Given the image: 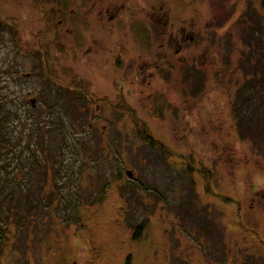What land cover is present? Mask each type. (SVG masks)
I'll use <instances>...</instances> for the list:
<instances>
[{"label": "rangeland", "instance_id": "374dc122", "mask_svg": "<svg viewBox=\"0 0 264 264\" xmlns=\"http://www.w3.org/2000/svg\"><path fill=\"white\" fill-rule=\"evenodd\" d=\"M164 1L154 2L159 8ZM184 1L194 2L170 0V5L179 2L181 8L185 9ZM251 1L248 0V4ZM244 2L245 0H201L202 9L218 15L221 20L217 28L206 33L211 54L218 64L214 67L207 62L201 72L202 82H195L188 77L189 72H194L188 65H176L184 81H170L174 84V91L176 93L178 89L183 90L187 103L195 105L193 110H187L184 118H181L182 113H179V118H171V126L167 124L166 117L162 116L165 111L154 108L155 98L151 112L137 110V103L131 95L124 96L127 110L121 108L119 90L113 86L112 77L106 74L112 71L107 70L106 64H103L105 54H102V50L110 47V44L103 43L104 40L92 35L88 38V34L84 33V42H89L86 47L77 49L74 45H69L68 49L66 45L70 38L66 34L58 35L53 28V31L44 33L57 37L56 40L53 39L51 54L42 53L37 56L35 53H26L17 57L21 41L31 40L30 36L39 38L41 34L36 31L37 28H25L31 24L25 21L23 15L9 18L7 13H0V99L5 103H12L14 109L20 108L25 112L18 111L21 118L34 115L29 114L27 109H35L37 114L41 111L42 114L32 118L41 123L46 117L51 118H46L44 125L53 122L57 124V128H62L64 135L60 140L55 137V128L56 133L44 139L47 142L44 147L50 149L48 158L42 157L43 166L46 164L45 160L50 164L46 190L48 194L53 193L52 201L58 196L52 203L53 213L46 211L42 222L29 225L17 240L13 237L16 241L7 249L4 264H88V261L93 264H118L121 256L128 250L123 244L127 233L134 232L136 226L140 225L146 227L145 231L151 229V235L155 236V246L161 247L163 230L169 227L170 219L184 221L189 228L194 226L193 223L198 225L201 220L203 234L209 235L212 228L224 234V226L218 224V228H215V220L203 206L195 208L189 205L191 197H195L189 188L188 177H182L180 171H174L168 162L165 164L163 153L151 146L148 135L154 134L158 138L156 146H161L160 143L173 146L176 145L173 141L178 127L179 134H185L181 141H187L188 138L190 142L197 141L203 148L201 154L207 156L209 152L206 149L211 142L215 147H225V142L230 143L233 137H241V127L231 126L229 129L225 124L218 125L222 114L219 105L230 99L233 117L227 115V124H230L231 120L242 118L239 112L249 105L250 98L254 106L262 111L251 117L243 113V127L249 125L251 130L252 127L259 126L258 132L253 136L260 144L264 138V42H251L249 33L253 29L249 28H263L264 15L257 21V17L250 14L241 28H235L243 19L246 7ZM234 6L239 8L235 13L232 11ZM247 11H252L251 5ZM236 18L237 22L232 23ZM244 38L248 40L247 43ZM92 40L97 42L91 43ZM10 47L15 49L11 58L6 56ZM69 50H74L75 55L69 53L68 56L66 52ZM87 50L91 51L86 53ZM204 60L205 57H202L201 61ZM164 72L166 69L160 66L159 73ZM49 75L53 77L52 81L48 79ZM185 82L189 84V92L185 91ZM221 88L224 90H220ZM217 90L220 91L216 92ZM251 94L253 98L250 97ZM204 95L211 102L199 103ZM31 99L36 100L34 107ZM159 103L162 109L170 108L163 97L159 99ZM211 103L218 110L209 116V109L202 112V106L207 107ZM257 118L259 122L256 123ZM158 121L159 124L154 123ZM213 122H216L217 130H220L214 138L210 135L214 130ZM189 123L193 125L190 131ZM48 131L44 129L42 132ZM44 140L40 139L41 142ZM66 140L69 149L62 152L60 145H65ZM252 141L254 138L249 136V152L254 155L258 150L257 146H250ZM47 144L49 148L46 147ZM179 150L186 154L189 151L186 148ZM261 154L264 156V153ZM239 156L243 157L242 154ZM187 157L190 163L196 162ZM214 158L209 161L208 157L199 167L213 169L211 162ZM261 160L264 162V157ZM232 167L234 163L227 167L217 164V169ZM128 169L134 172L133 179L126 175ZM248 170L256 185L258 181L264 182L263 176H258L255 172L261 171L256 163L250 164ZM202 180L198 182V186L200 183L201 186L207 185L206 180ZM152 185L159 187L154 192L156 195L148 197L149 193L146 192L141 195V188L147 189ZM179 190H183L186 197L190 196L184 208L179 205V201L185 200L184 197L176 196ZM163 194H168L171 198H163ZM135 196L144 203L132 205ZM165 205L166 210L163 209ZM177 211L180 212L179 215ZM117 212L125 218L123 224L113 222L118 216ZM105 240L109 243L105 244ZM92 247H97L100 253L93 254ZM141 259L146 264H155L151 252L143 254Z\"/></svg>", "mask_w": 264, "mask_h": 264}, {"label": "flooded vegetation", "instance_id": "af4514ba", "mask_svg": "<svg viewBox=\"0 0 264 264\" xmlns=\"http://www.w3.org/2000/svg\"><path fill=\"white\" fill-rule=\"evenodd\" d=\"M154 1L0 0V13H7V17L23 15L25 21L31 24L25 28H37L36 31L41 34L39 38L30 36L31 40L21 41L17 57L26 53H35L37 56L42 53L51 54L53 39L56 40L57 37L44 33L53 31V28L58 35L66 34L70 38L66 45L68 49L69 45H74L77 49L86 47L89 42H84V33L88 34V38L92 35L104 40L103 43L110 44V47L102 50V54H105L103 64L113 72L106 73L112 77L113 86L119 93L125 92L124 96H133L137 103L136 109L143 113L152 111L155 98L154 108L165 111L167 124L171 126V118H179V113L184 118L187 110H193L195 105L187 103L183 90L178 89L176 93L174 91V84L170 81H184L176 65H188L194 71L189 72L188 77L195 82H202L201 72L207 62L214 67L218 64L211 54L206 33L217 28L221 20L218 15L203 10L201 0L184 1L185 9L181 8L179 2L170 5V0L161 2L158 8ZM255 2L251 5L253 10L257 9ZM250 3L245 0L244 14L249 13L247 8ZM237 9L239 10L234 6L232 11L235 13ZM91 28L94 30H90ZM215 34L217 36V32ZM12 51L15 53V49L10 47L6 56L11 58ZM90 51L87 50L86 53ZM69 53L75 55L74 50L66 52L68 56ZM202 57H205L204 62L201 61ZM160 66L166 72L159 73ZM52 78L49 75L48 79L52 81ZM187 86L189 84L185 82V91L189 92ZM161 97L170 108H161ZM202 97L199 103L211 102L205 95ZM33 101L36 104V100L31 99L32 107L35 106ZM207 107L202 106V112H207ZM246 152L241 159L229 158V153L215 157L211 162L213 169H210L208 183L206 178L202 180H206L207 185L201 186L200 183L198 186L200 181H194V189H191L195 198L191 197L189 205L195 208L203 206L215 220V228H218V224L224 226V234L218 233L214 228L209 235L203 234L201 220L198 225L193 223L194 226L190 229L184 221L170 219L169 227L163 230L161 247H156L152 238L142 239L137 236L141 225L136 226L135 231L127 233L123 241L128 250L121 256L118 264H146L141 256L147 252L153 255L155 264H264V182L258 181L255 184L254 177L248 170ZM231 163H234V167L217 169V164L227 167ZM256 164L261 169L255 171L256 174L264 178V162L259 160ZM126 175L130 179L134 178L131 169L127 170ZM181 176L187 177L184 173ZM141 191V195L146 192L149 193L148 197H152L158 189L152 185L147 189L141 188ZM176 193L178 198L184 197L185 200L179 201L182 204L179 205L184 208L190 196L186 197L183 190ZM166 196L169 195H162L169 199ZM223 198H230L232 202ZM139 203L144 202L137 196L133 197L131 204L136 206ZM232 205L236 208L235 214ZM166 208V205L163 206V209ZM179 213L177 211L178 215ZM117 215L113 222L123 224L125 218L118 212ZM104 243L108 244L109 241L105 240ZM91 251L96 255L100 253L97 247H92ZM88 264L93 262L88 261Z\"/></svg>", "mask_w": 264, "mask_h": 264}, {"label": "trees", "instance_id": "16d2710c", "mask_svg": "<svg viewBox=\"0 0 264 264\" xmlns=\"http://www.w3.org/2000/svg\"><path fill=\"white\" fill-rule=\"evenodd\" d=\"M255 1L256 0H254V2ZM254 2H251L250 5L254 4ZM255 5L257 6V9L253 10L252 8V11L247 14L245 13V16L243 15V19L239 22L240 24L237 23L235 28H241L249 18L250 14L257 17V21L263 18L264 0H257ZM251 28L253 29L252 33H249V35H251V42L253 40H255L254 42H264V27L256 28V26H250L249 29L251 30ZM245 39L246 38H244V40ZM220 90L223 89L221 88ZM220 90H217L216 92ZM124 93L125 92L119 93V98L121 108L127 110ZM220 95L221 94H219V96ZM250 97L253 98L252 96ZM248 101L249 105L243 108L244 111L242 109V112H239L242 114V118H240V120H231L230 124H227L229 121L227 115L232 117L231 108L229 106L230 99H228L226 103L219 105L222 114L221 119L217 122L218 125L225 124L229 129L231 126L241 127V137H233L230 143H224L225 147H215L213 142H211L210 147L206 149L209 152L207 156L203 155V153L201 154L203 148L200 147V144L197 141L194 140L193 142H190L189 138L186 139L187 141H181L185 134H179L180 130L178 127L174 132V138L178 140L175 139L173 141V143L176 144L173 145L174 147L172 145L166 146L164 143H160L161 146H156V140H158V138L154 134L148 135V140L152 147L155 146V150L163 153L165 164L167 165L168 162L169 165L172 166V169L174 168V171H180V174L184 173L188 177L189 188L194 189V181H200L203 178H206L207 183L209 181L210 169L199 167V165L202 166L203 161L208 157L209 159H212V157H219L223 156L224 153H229L227 155L229 158L237 157L238 159H241L242 157L239 155L247 151L249 165L256 163V161H259L264 157L261 156V153H264V138H262L260 144H258L256 137L253 136L258 132L257 127L259 126H254L251 130L249 129V125L243 127L245 122L243 120V113L246 116L251 117L262 111V109L259 110L258 107L254 106L250 101V98H248ZM239 102L240 100H238V103ZM254 103H256V100H254ZM211 105L212 103L206 108L209 109L207 112L209 116L212 115V112H217L218 110L214 105ZM27 110H29V114H34L32 117L42 114L41 111L37 114L35 109ZM18 111L25 113L20 108L14 109L12 103H5L2 98L0 99V264H4V256L7 249L10 245L13 246L15 244L14 242L18 239L20 233L24 229H28L29 225L42 222L41 220H43L42 218H44V213H46V211L53 213L54 206L52 203L58 198V196H56L55 201H52L53 193L48 194L46 190L49 184L50 164L45 160L46 164L43 166L42 157L48 158L47 153L50 151V149L44 147L47 143L44 139L52 136V133H56L55 128L57 129L55 137L59 140L63 139L64 135L61 131L62 128H57V124L53 122L44 125V122H46L47 119L51 120V118L48 117H46L47 119H44L43 123L39 122L38 119H33L31 116L21 118ZM121 112L125 113L124 111ZM162 116H165V114H162ZM255 122H259V119L257 118ZM154 123L159 124V121ZM188 125L190 131L193 125H190V123ZM43 126L44 128H41ZM212 127H214V130L210 127L209 130H212L210 135L214 138L219 134L220 130H217L218 126L216 122L212 123ZM44 129L49 130L48 133H43L42 131ZM243 133L245 134L244 137ZM249 136L254 138V141L250 143V146H257L258 152L254 155L249 152ZM219 137H217V139ZM40 139L44 141L41 142ZM64 142L65 145H60L62 152L69 149L68 141L66 140ZM177 145L178 148L176 147ZM46 147L49 148V145L47 144ZM179 148H186L189 151L186 154L180 150L178 151ZM187 156L193 158L196 162L190 163ZM157 188L159 187L157 186ZM230 198L223 199L227 202H232ZM235 209L236 208L232 205L234 214ZM39 210L41 211L39 212ZM138 229L140 230H137V236L142 239L152 238L155 246V236L151 235V229L145 231L146 227L142 226ZM13 237H15L16 240Z\"/></svg>", "mask_w": 264, "mask_h": 264}, {"label": "water", "instance_id": "95a60500", "mask_svg": "<svg viewBox=\"0 0 264 264\" xmlns=\"http://www.w3.org/2000/svg\"><path fill=\"white\" fill-rule=\"evenodd\" d=\"M33 104H35V102L33 101Z\"/></svg>", "mask_w": 264, "mask_h": 264}]
</instances>
